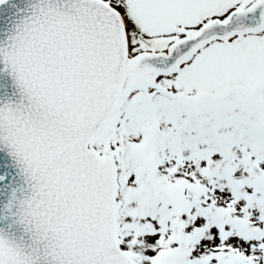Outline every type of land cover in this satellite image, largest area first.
I'll return each instance as SVG.
<instances>
[{
    "label": "snow or ice",
    "instance_id": "snow-or-ice-1",
    "mask_svg": "<svg viewBox=\"0 0 264 264\" xmlns=\"http://www.w3.org/2000/svg\"><path fill=\"white\" fill-rule=\"evenodd\" d=\"M0 264H264V0H0Z\"/></svg>",
    "mask_w": 264,
    "mask_h": 264
}]
</instances>
